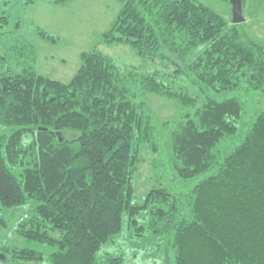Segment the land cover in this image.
Returning a JSON list of instances; mask_svg holds the SVG:
<instances>
[{"label":"trees","instance_id":"16d2710c","mask_svg":"<svg viewBox=\"0 0 264 264\" xmlns=\"http://www.w3.org/2000/svg\"><path fill=\"white\" fill-rule=\"evenodd\" d=\"M119 2L68 83L38 72L35 45L11 47L24 65L0 74V210L33 203L18 233L51 249L15 250L11 260L126 264L123 254L98 258L126 216L139 235L167 242L172 264H264V43L248 40L200 0ZM37 34L58 41L45 30ZM102 44L130 46L162 70L124 67L98 49ZM182 80L194 95L175 88ZM151 97L173 103L178 119L160 125ZM251 101L256 108L242 142L222 149ZM163 128L177 176H202L183 211L162 187L143 204L133 201L142 164L164 148ZM0 224L7 226L1 216Z\"/></svg>","mask_w":264,"mask_h":264},{"label":"rangeland","instance_id":"374dc122","mask_svg":"<svg viewBox=\"0 0 264 264\" xmlns=\"http://www.w3.org/2000/svg\"><path fill=\"white\" fill-rule=\"evenodd\" d=\"M200 1L233 24V8L229 0ZM120 6L119 0H72L64 6H54L50 0H35L34 3H29V0H0V74L10 69L18 71L24 65L23 62L19 63L17 55H13L14 49L11 47H15L18 41H26L37 47L36 55H31L34 58L31 63L35 64L40 74L70 82L80 67V54L95 48L100 35L109 29ZM243 13L245 22L239 24L240 30L248 40L264 43V0H244ZM38 29L58 37V41L51 43L42 40L37 34ZM98 49L124 67L131 65L162 70L160 64L142 60L130 46L102 44ZM175 88H183L192 95L196 89L186 80L179 81ZM150 104L160 125L166 122L171 124L178 119L177 107L170 101L151 97ZM254 108L255 104L251 101L245 118L239 123L236 136L220 145L222 149H232L242 142L253 121L254 113L250 111ZM163 130L167 138L164 148L155 157L149 155L150 159L142 164L135 177L133 201L143 204L152 188L162 187L178 198L183 211L187 196L202 176L189 180L177 176L170 158L169 131L166 128ZM33 214L34 204L31 202L0 210V216L7 222L5 227L0 224V264H34L12 261L11 252L15 250L33 249L46 255L51 253L49 247L28 241L18 233L19 224ZM139 234L130 228L124 216L121 234L114 244L98 254V258L101 259L105 253L123 254L126 264H172L166 241L160 244L151 234Z\"/></svg>","mask_w":264,"mask_h":264},{"label":"water","instance_id":"95a60500","mask_svg":"<svg viewBox=\"0 0 264 264\" xmlns=\"http://www.w3.org/2000/svg\"><path fill=\"white\" fill-rule=\"evenodd\" d=\"M233 8V24L239 25L245 22L243 13V2L244 0H229Z\"/></svg>","mask_w":264,"mask_h":264}]
</instances>
